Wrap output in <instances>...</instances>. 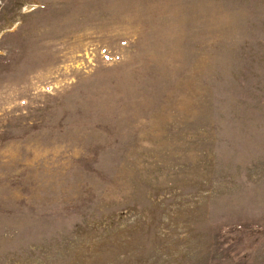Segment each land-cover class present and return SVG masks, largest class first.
Here are the masks:
<instances>
[{
    "label": "rangeland",
    "instance_id": "obj_1",
    "mask_svg": "<svg viewBox=\"0 0 264 264\" xmlns=\"http://www.w3.org/2000/svg\"><path fill=\"white\" fill-rule=\"evenodd\" d=\"M0 264H264V0H0Z\"/></svg>",
    "mask_w": 264,
    "mask_h": 264
}]
</instances>
